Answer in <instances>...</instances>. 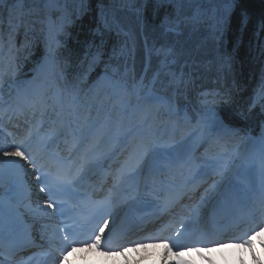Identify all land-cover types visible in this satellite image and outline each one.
Wrapping results in <instances>:
<instances>
[{"label":"trees","instance_id":"1","mask_svg":"<svg viewBox=\"0 0 264 264\" xmlns=\"http://www.w3.org/2000/svg\"><path fill=\"white\" fill-rule=\"evenodd\" d=\"M42 1L24 0L28 9L26 16L22 15L15 0L0 2V19L13 23L8 31L9 37L10 34L14 36V29L18 31L21 24L23 28L31 26L33 30L41 23L40 19H46L44 16L34 18L35 6H41ZM139 1L130 0L132 4H129L125 0H87L90 11L86 6L87 12L83 16H77V8L72 12L74 18L70 24L77 35L75 46L83 72L88 77L83 107L92 109L97 101L103 99L102 90L93 87L99 76L98 66L94 64L123 73L129 101V93L144 72L143 64L148 58L151 68L146 71L144 83H150L154 78L153 90L172 95L171 105L176 101L179 109L188 107L193 116L197 110L209 115L214 109L229 125L260 135L264 130V0H234L225 21L218 26L211 19L213 10L220 7L217 0L209 3L207 0H149L145 7L139 6ZM100 3L121 10L122 15H114L113 8L103 9L110 17L122 20L118 31L98 30L101 11L97 8ZM71 5L72 0H68L67 6ZM40 12L45 13V10ZM128 21L133 22L136 28L135 31L132 29L133 40L129 39L130 29H126ZM2 28L0 23V34L3 33ZM28 32L25 29L23 35L28 37L29 44L36 32L26 34ZM143 33L147 37L142 38ZM8 41L14 48L18 46L15 41ZM173 42L178 43L174 54L171 51ZM145 44L148 46L147 54ZM179 44H182L181 48ZM129 49L131 51L125 55ZM96 53L99 56L93 60ZM170 62H174V66H168ZM252 66L258 69L254 70ZM230 85L234 90L232 99L238 103L246 99V108L235 107L231 103L210 104L211 108H205L198 100L199 94L205 90ZM247 86H253V89L245 94Z\"/></svg>","mask_w":264,"mask_h":264},{"label":"snow or ice","instance_id":"2","mask_svg":"<svg viewBox=\"0 0 264 264\" xmlns=\"http://www.w3.org/2000/svg\"><path fill=\"white\" fill-rule=\"evenodd\" d=\"M3 2V0H0ZM73 3L79 4L81 7L77 9L79 13H82L84 5L87 3V0H72ZM68 0H48L49 6H55L56 10L61 13L58 17L59 24L53 22L50 26V35H54L56 31H62L66 24L71 22V18L68 14V9L66 7ZM217 3L220 5L218 9L213 10V15L211 19L214 21L215 25H222L225 21L231 6L234 3V0H217ZM63 5V6H62ZM105 32H110L112 30L118 29V22L114 17H110L103 10L100 13V28ZM219 31V27L216 29ZM99 56V53H96L93 56V60H96ZM4 75L3 71H0V89L4 87ZM109 79L107 72L105 73L104 80ZM31 83V82H29ZM119 86V85H117ZM11 87V85H9ZM28 90L26 89H17L16 102L19 104L21 101L28 104L31 107H35L37 104H46L43 91L40 87H37L32 93V98L27 99ZM264 95V93H262ZM2 99V97H0ZM155 97L146 95L144 97V102L152 103ZM2 111V108H0ZM205 126L209 130V134L214 131H220L219 122L216 120L215 114L210 113L204 119ZM113 129H108L107 131H99L89 133L88 136L84 137L83 142L77 145V151L80 152L79 160L80 164L78 167L68 164L62 159L56 158L55 162L52 159H45L49 154L47 153V146L41 145L42 152H37L34 149V145L29 140L21 141L20 143L13 144H4L0 145V161L4 165H8L9 168L5 169L0 167V181L3 177L7 175L8 177H19L26 173V165H31L33 169L36 170V180L38 182L39 190L41 192H47L49 196V207L56 206L57 208H62L63 205L56 203L57 193L66 187L74 186L79 182L81 178V173L86 167H91L95 164H98L102 159L110 158L106 152L101 151V140L104 137H111ZM115 131L122 133L117 138L119 140L126 141L128 137L134 136L138 132V128L128 127L127 129L121 124ZM234 135V134H233ZM252 142L258 147V158L261 165H264V130L261 131L260 135L253 139ZM149 144H154V142L145 143L142 139L140 144L133 148L132 153L126 158L121 167L117 170L116 181L118 185L128 184L131 188H137L138 184H135L137 177L140 175L143 169L144 157L148 155ZM167 147V146H166ZM82 149V151H81ZM155 150V149H153ZM170 151L176 153V146H171ZM208 149H206V152ZM9 158V159H5ZM26 162V163H25ZM205 164L214 165V161L208 160L204 161ZM172 164L178 168H189L191 169L193 161L180 154L173 156ZM220 174V172H218ZM215 185H213V188ZM112 201L110 197H106L101 201H92L88 205L93 210L99 211L101 213L100 220L97 224L91 229V233L86 237H81L78 233L69 228L68 232H64L63 229H59L56 232V236L61 238V247L57 249L59 255L57 256L58 261H62L67 257L69 251L73 249L74 246H91L95 244L97 246L101 245L102 234L104 229L109 228V217ZM193 220L187 221V225H182L183 231L177 232L174 237H165L161 238L160 242L167 244L168 239H172L173 243L179 250H183V247L180 243L181 238L188 236L192 231ZM111 232V229H109ZM144 239H149L145 237ZM249 247L252 245L251 238L245 239L243 241ZM133 243L139 244L140 241H134ZM111 250V249H109ZM199 248H196V251H199ZM168 251L171 252L172 249L168 248ZM13 253L11 251L10 244L5 242L3 237H0V256H4L6 260H11ZM186 264V262H183Z\"/></svg>","mask_w":264,"mask_h":264},{"label":"bare ground","instance_id":"3","mask_svg":"<svg viewBox=\"0 0 264 264\" xmlns=\"http://www.w3.org/2000/svg\"><path fill=\"white\" fill-rule=\"evenodd\" d=\"M107 76L109 77L108 74ZM27 113L28 111L23 109V111H21L20 114L23 116L25 115L24 119H26ZM16 120H17V117L15 119V123L17 122ZM1 145H3V143H1ZM170 149H171L170 145L165 142H163L162 146L156 147L154 153L151 154V156H149L150 158H148V161L145 162L146 164L142 169V172H148L151 175L144 179L137 178L139 180V184H138L139 187L143 186V182H145L146 180H155V181L167 180L168 181L167 185H162L157 188L160 192V195L158 198H161L162 197L161 194L167 191L168 190L167 187L172 184L174 185V191L179 188L186 189V192L183 195V197L178 202L175 203V207L177 208L176 211L175 210L166 211L162 216L157 217L153 220L154 224L162 225L161 228H164L165 230L163 231L156 230L146 235V237L149 238L148 240H151L150 242L139 243V244L133 243L134 241L141 242V239H142L141 231L146 227V225L139 224L137 226L132 227L131 229H128L129 225L126 224L125 221L121 218V212L123 208L127 205L126 198L129 195L132 197V199H136L139 195H140V198H142L144 197V195L139 193L140 189L138 187L131 188L128 184L118 185L116 181L115 184L117 186L118 196H114L112 200L117 201L118 203L120 202H125V203L118 204L117 206L113 208V211L109 219V228L104 229V232L102 234V237H103L102 239L107 241L105 245L106 247H115L117 245L127 243L128 246L125 248L127 249L128 255L124 253V250L112 251V254L108 252L100 251V255L98 257V260L95 262V264H113L112 262H115V264H169L175 261H178V264H179L180 260H183L184 262H186V264H200L201 262L205 261V256L207 254H212L216 252V250L218 249H224L226 246L237 247L238 245H241L244 243L243 240L250 238L259 229V224H261L260 222L264 221V208L262 207L264 205V202H262L260 199H257L255 197L251 198L246 203V205L243 207V210H241L240 208H235L233 211L234 215L239 214V216H243L247 213L251 216H254V215L256 216L257 223L256 222L250 223V219L246 223V226H252V227H247L248 234L243 232L242 227L227 228L226 221H227L228 214L225 215L224 220L219 221V222H212L210 218H207L205 216L206 211L209 210V207H210V202H208L207 204L206 203L201 204L197 208V212L195 213H184L183 211H181L182 214H179V219L181 220L179 224H181V227L182 225L186 226L187 221L189 220L194 219L195 221L192 225L191 233L188 236L181 238L180 240L181 245L184 246L183 250L177 251L178 249L171 239L170 241L167 240V244H165L164 242H160V240L156 241L155 239H160L162 237L168 236L173 232V227L175 224L173 212H177L180 206L190 202L192 199L191 190L187 189L186 187H182V185H179L175 181V179H173L172 177L173 170L177 168L173 166L172 159L174 155L180 154V149H178L176 153H172ZM118 156L119 155L117 154V157ZM184 156L187 157V154H185ZM67 161L68 160H65V162ZM2 166L4 165H0V167ZM251 166L252 165H248L243 170V174L241 173L242 171L241 168H240V171L236 172V174H233V176L230 178V181H233V182L229 186H227L226 185L227 183H225L224 186L220 189L219 195L218 196L216 195L217 197H214V201H220L224 203L225 202L234 203V196L239 197L240 195L247 194L250 191L253 192L255 190L254 183H255V180L258 174H254L255 173L254 172L250 180L249 176L246 175V170L248 168L251 169ZM7 167L9 166L7 165ZM26 167H27V171L25 174L27 176L32 175V170L30 169L31 166L26 165ZM157 167H161L162 170H157ZM3 168L6 169V167H3ZM226 171L227 170H225L223 173H225ZM248 174L251 175V172H249ZM245 176H248V178L247 177L245 178ZM32 177L34 178L33 175ZM80 179H82L83 181L82 174H81ZM106 182H107V179H104V177L101 178V183L103 185L102 190L108 193V195H111L110 193H112V190H108L107 187L104 188V186H106ZM35 183L36 182L33 181V184ZM92 183L99 184V182L96 179ZM196 184H197V188H200V184L198 182H196ZM26 188L28 189L32 187L31 185H28L26 186ZM35 193L39 197L44 195V193L41 191H36ZM262 193H263L262 198H264V189ZM208 195L209 193H205L202 200L206 201L208 198ZM227 197H229V199L231 197L232 198L230 201H228L229 199H227ZM14 200H16V198ZM251 201H253L254 203H251ZM227 203H225V206L227 205ZM12 205H14V202L12 203ZM47 213L50 215V217H52L53 212L47 209ZM0 218L4 220V227L0 229V233L5 232L6 230L12 231L14 229V226H15L14 217L0 215ZM232 218H235V216H233ZM45 219L46 217L42 216L37 219H33V221L35 222L36 226H38ZM217 223L220 224L223 229L219 231H213L211 228L213 227V225ZM255 223L256 225H254ZM165 224H168V227ZM43 225L46 228L47 223L44 222ZM109 229H111V232L109 231ZM181 229H182L181 231H183V228ZM260 230L261 232L264 233V227ZM39 231H40V228L37 227L35 230V234ZM139 234H141V236H139ZM113 235L115 236V239L111 241V238ZM170 237H172V234ZM126 239H127V242H125ZM236 241L237 242L239 241V242L237 243ZM187 246L188 248H186ZM168 248H171L172 251L169 252ZM196 248H199L200 250L196 251ZM95 249H96L95 247H92L89 250L91 252L90 258L92 257L91 254L93 251H95ZM79 250L81 252L85 251L84 247L80 248ZM110 254L112 255L111 257L113 259L110 258V260L106 263L105 262L106 256L107 255L109 256ZM153 256L154 258H152ZM123 257H126V258L124 259ZM82 259H88V258H82ZM115 259H118V260L116 261ZM136 260H138L139 262H137Z\"/></svg>","mask_w":264,"mask_h":264},{"label":"rangeland","instance_id":"4","mask_svg":"<svg viewBox=\"0 0 264 264\" xmlns=\"http://www.w3.org/2000/svg\"><path fill=\"white\" fill-rule=\"evenodd\" d=\"M205 1V0H203ZM207 2H212V0H207ZM77 6L80 7L79 4L75 3ZM107 9L109 8H113V9H116L117 12H118V15H122V12L119 10V7H115V6H109V5H106L105 6ZM101 9H105V8H102V6L100 7ZM61 15V14H60ZM59 15V16H60ZM83 16L82 13H79L77 12V16ZM57 15V12L55 14V19L58 20V17ZM118 22V24H120L122 22V20H116ZM191 35H195L194 33H191ZM144 37H147V34L143 33L142 35V38ZM182 44H179V47L181 48ZM42 50V49H41ZM178 50V43L177 42H173L171 44V51L172 53L174 54L175 51ZM131 51V49H129V51H127L125 53V55H128L129 52ZM52 55H57V51L56 49L51 53ZM177 56V55H175ZM148 59V58H147ZM174 62H170L168 63V66H174ZM243 64H244V61H243ZM143 66L146 68V69H149L151 68V63H150V60L148 59L147 62H145L143 64ZM159 69H157L158 71ZM104 93H105V97L107 98L108 101H111L112 100V97L111 95L108 93L107 94V91L106 89H104ZM148 95V94H144L142 97L140 96V93H137L136 97H134V102L132 103V106L130 108V123H129V126L136 122L135 124H138L140 123V125H142V122H143V119L145 117V114H146V110H145V102H144V97ZM152 97H155V96H152ZM155 103L156 101L152 102V105L155 106ZM148 104V103H147ZM1 108H5V105L2 103L1 105ZM171 117H174V115H177L176 112H172L171 114ZM36 115H34L33 117H35ZM17 119L19 118L18 115L16 116ZM25 117V115H24ZM29 117V111L27 113V117L25 120H27ZM217 120V118H216ZM218 121V120H217ZM219 124L222 123L220 121H218ZM170 125H168V128H164L162 131H161V136L160 138H156L155 139V142H154V146H161L158 142H161V141H165L166 139L163 137L164 134H165V137H175L176 134H174V131H172L174 129V124H179L177 123L176 121H174L173 118H171L170 120ZM181 124V123H180ZM194 125H197V126H193V125H190L188 126V129L189 131H193L191 134H190V137H194L193 139V143L191 145V147H193L194 145V149H197L199 150L198 148V143L200 141V134L204 137V140L206 141L205 142V147L200 149V153L201 154V151L203 149H205L210 143H211V136L209 134V130L208 128L205 126V123H203L201 120H198L197 122L194 123ZM181 126H183V123L181 124ZM198 127L199 130H196ZM96 128H100V126L96 127ZM75 129V128H74ZM195 130V131H194ZM62 132H58L55 134V137L54 139L57 138V136L59 134H61ZM139 134V127H138V132L135 134L137 135ZM170 134V135H169ZM122 135V134H121ZM27 135L25 134L23 136V138L20 139L19 143L25 139ZM133 136H130L128 137V139L131 140V145H134L135 143V139L132 138ZM257 137H252V136H248L246 139L242 140V141H236L234 140L228 147H229V150H224V152L218 154V152L214 153V154H211V155H207L206 156H199V161H193V165H192V169H194L197 164L199 162H201V160H203L204 158V161H207V159H215V157H217L216 160H214V165H208V164H205L204 163V167L206 168V173L207 174H210L211 172L213 171H218V172H223L226 168H227V173L228 175H231L228 179L226 178V176H222L219 178V182H218V185H216V190L219 189V188H222V184L225 182L227 183L230 178L233 176L232 175V172L234 174H236V172L240 171V168L242 169L241 173L243 174V170L248 166V165H254L255 166V170H254V174H258V176L256 177V180H255V183H254V189L257 190V194L260 192L261 190V185L264 183V165H261L260 163V160L258 158V147L257 145H255L252 140L255 139ZM31 140V139H30ZM29 140V141H30ZM31 142V141H30ZM235 142H237V146H239L238 148L236 149H233V146L235 145ZM79 143H82V142H76L74 143V145H78ZM171 145H177L179 143H174V142H170ZM105 144V148L101 151L103 152H106L108 153L109 150L115 148V147H110L109 148V143L108 141L106 140L104 142ZM73 145V146H74ZM72 146V151H75V146L73 147ZM190 147V149H191ZM189 149V150H190ZM155 150H153V152L151 154L154 153ZM178 151V150H177ZM225 153H228L229 157L226 158L224 155ZM151 154L149 156H151ZM79 153H77V159L79 160ZM129 156V155H128ZM123 157L120 161V164L119 166H115L113 167L112 169H114V171L116 172V170H118L121 165L124 163V161L126 160V158L128 157ZM120 155L117 157L116 155V158H119ZM148 158L150 157H144V163L146 162V160L148 161ZM103 161H106V159H102ZM80 161V160H79ZM100 164H102V161H100ZM224 164H225V167H224ZM89 168L88 167V171H89ZM248 178V176H245V178ZM250 180H251V176H249ZM221 186V187H220ZM224 186V185H223ZM211 185L207 188V190L205 191V193L207 192H210L211 191ZM215 191H213L214 193ZM220 193V190L217 192V196L219 195ZM262 194V192H261ZM255 195V194H254ZM254 195L251 197V198H254ZM214 196V195H213ZM212 196V197H213ZM216 196V197H217ZM210 197L207 201L210 202V199L212 198ZM232 198V197H231ZM231 198L228 200L230 201ZM250 198V199H251ZM179 214H182L181 212ZM172 216V215H171ZM261 224H259V229L257 230V232L255 234H253L250 238L252 240V245L251 247H249L247 244L243 243L241 245H238L237 247H229V246H226L224 249H218L216 250V252L212 253V254H207L205 256V261L204 262H201V264L205 263L206 262V257H209V256H213V255H217L218 253H223V252H226V251H229V252H232L234 253L236 256L233 260H231V263L230 264H264V233L261 232L260 229H262L264 227V221H261L260 222ZM170 233V232H169ZM173 233V232H172ZM171 235V234H170ZM139 236H141V234H139ZM254 236V237H253ZM167 237V236H165ZM165 237H162V238H165ZM256 237V238H255ZM237 238V237H235ZM161 239V238H160ZM156 241L159 240V239H155ZM233 240V239H232ZM151 240H147V242H150ZM244 241V240H243ZM127 242V239L126 241ZM237 242V241H236ZM239 242V241H238ZM237 242V243H238ZM120 245H128L127 243H123V244H120ZM258 245V246H257ZM188 248V246L186 247ZM237 249V250H236ZM118 250V249H117ZM177 251H180L179 249ZM240 253H239V252ZM131 253V251H130ZM246 254V255H245ZM111 255V254H110ZM108 256V255H107ZM106 256V257H107ZM247 258V259H246ZM241 259V260H240ZM251 259V260H250ZM246 260V261H245ZM176 264H178V261H175ZM175 262H171L169 264H174ZM184 261L183 260H180L179 261V264H182Z\"/></svg>","mask_w":264,"mask_h":264}]
</instances>
